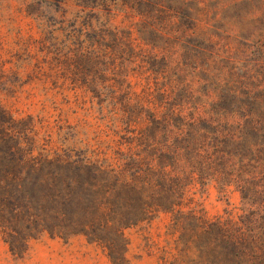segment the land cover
<instances>
[{
	"label": "rangeland",
	"instance_id": "1",
	"mask_svg": "<svg viewBox=\"0 0 264 264\" xmlns=\"http://www.w3.org/2000/svg\"><path fill=\"white\" fill-rule=\"evenodd\" d=\"M131 2L0 0V105L24 144L100 159L142 133L182 146L188 123H212L221 100L230 121L256 120L264 162V0H161L143 10ZM192 177L184 210L240 213L233 184ZM170 218L160 211L124 230L125 264L168 260ZM0 264L112 262L83 235L42 233L21 257L0 238Z\"/></svg>",
	"mask_w": 264,
	"mask_h": 264
},
{
	"label": "trees",
	"instance_id": "2",
	"mask_svg": "<svg viewBox=\"0 0 264 264\" xmlns=\"http://www.w3.org/2000/svg\"><path fill=\"white\" fill-rule=\"evenodd\" d=\"M160 1L131 3L143 10ZM215 104L212 123H188L192 134L185 130L182 146L162 148L156 136L142 133L111 159L25 145L26 132L0 105V238L21 257L42 233L83 235L100 244L112 264H125L124 230L163 211L171 213L174 235V253L164 264H264L261 134L256 120L230 121L229 103ZM193 174L214 178L220 188L233 184L241 194L240 213L206 218L184 210Z\"/></svg>",
	"mask_w": 264,
	"mask_h": 264
}]
</instances>
